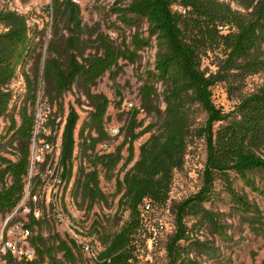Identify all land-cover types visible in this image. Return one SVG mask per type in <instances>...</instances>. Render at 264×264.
I'll use <instances>...</instances> for the list:
<instances>
[{
	"label": "trees",
	"instance_id": "1",
	"mask_svg": "<svg viewBox=\"0 0 264 264\" xmlns=\"http://www.w3.org/2000/svg\"><path fill=\"white\" fill-rule=\"evenodd\" d=\"M48 12L51 23L39 31L28 25L24 15L0 11V24L5 29L0 33V119L7 117L10 122L5 135L0 126V215L9 219L28 191L27 199L32 208L27 214L28 222L21 227L29 231L27 240L37 259L43 262L45 257H52L55 249L64 257H73L69 242L75 244L74 240L54 235L49 245L39 232L43 218L35 216V206L44 203L38 195L45 185L42 176L48 177L46 171H51L55 164L54 138L51 133L47 135L55 120L51 106L41 104L39 95L44 91V97L52 106L61 107L65 92L74 83L82 82L87 88L84 95L91 102L92 111L83 124L80 138L82 152L86 154L90 150L87 158L91 170L80 168L76 174V191L90 207L97 201H104L101 175L109 179L114 177V171L123 161L119 170V173L124 172L123 177L116 175L115 182L122 193L119 207L129 212L126 224L103 242L94 264H133L136 260L132 249L135 235L149 212L168 202L174 172L184 167L189 146L197 139L204 140L207 157L203 185L198 193L175 206L177 228L166 247L167 264H180L188 254L180 245L187 239L186 219L202 216L214 221L203 205L211 200L216 179L221 177L230 183V173L247 181L255 173L264 175V81L250 94L242 95L241 92L248 78L264 76V0H236L234 5L221 0H131L113 9L117 22L135 28L132 44L136 49L149 45V39L138 36L142 23L147 24L149 38L156 39L158 49L153 69L146 72L147 81L140 87L141 107L133 110L132 119L122 129L123 142L110 152L97 150L102 142L112 139L105 122L110 102L104 95L91 93V87L117 65L120 58L135 61L136 51L125 48L121 51L103 36L95 40L91 35L86 38L88 33L82 23L81 9L73 0H52ZM63 31L67 35L61 50L55 40ZM39 34L45 37V48L43 46L42 53L33 62L32 75L22 71L26 104L17 122L15 115L9 112L14 97L9 85L18 70H24L32 43ZM48 35L51 38H46ZM98 45L104 48L102 55L85 57L88 50ZM210 54L217 60L215 72L203 68L204 59ZM156 83L160 84V94ZM219 84H226L228 93L237 99L230 111L217 107L212 100V89ZM38 110L43 111L44 121L37 141L49 145L51 150L40 163L41 173L31 178ZM147 112H153L158 123L149 124L136 133L143 126L137 121L138 115ZM200 115H204L203 120L199 119ZM78 121V113L70 108L53 173L56 181H60L58 185H67L73 177ZM149 133L150 137L140 145L135 160V141ZM13 144H16V153L11 159L3 152L6 146ZM126 145L128 156L124 158L122 150ZM147 204L150 210H146ZM15 223L13 216L8 225L11 227ZM0 254L10 264H34L27 258L17 263L9 251Z\"/></svg>",
	"mask_w": 264,
	"mask_h": 264
},
{
	"label": "rangeland",
	"instance_id": "2",
	"mask_svg": "<svg viewBox=\"0 0 264 264\" xmlns=\"http://www.w3.org/2000/svg\"><path fill=\"white\" fill-rule=\"evenodd\" d=\"M81 9V17L84 28L87 31L86 38L95 40L103 36L115 44L121 51L128 49L136 51L137 58L130 62L124 58L118 60L117 65L104 73L96 84L91 87V93L104 95L110 102L105 116L106 128L109 131L117 129L120 131L112 139L113 150L119 146L125 136L122 129L132 119L133 110L141 107L140 87L147 81L146 72L153 69L155 54L157 51L156 39L149 38L147 24L142 23L138 36L149 39L147 47L136 49L132 44L134 27L125 26L116 21L113 9L125 6L131 0H73ZM234 5L236 0H221ZM52 0H0V11H12L24 15L28 25L40 31L47 24L51 23L48 12ZM5 31L0 24V33ZM63 31L60 37L55 40V44L62 50L64 36ZM46 38H51L49 35ZM45 48V37L40 34L33 41L29 51V57L24 70L19 69L16 78L9 85L13 92V100L10 104L9 112L15 115L17 122L19 113L24 107L26 100V83L22 71L32 75V66L37 56ZM136 49V50H134ZM44 52V51H43ZM104 48L101 45L86 52L85 57L91 55H102ZM217 60L213 54L204 59L203 68L215 72ZM155 81V80H154ZM264 76L257 75L247 79L245 86L241 90L242 95H247L263 83ZM153 82V80L151 81ZM157 93H161L160 84L156 83ZM87 88L82 82L74 83L63 95L61 107L51 105L44 97V91L39 95L41 104L50 105L52 108L54 124L47 135L51 133L55 142V157L51 171H46L43 175L45 182L42 190L38 191L41 201L35 206V216L43 218V224L39 232L42 233L45 242L52 245L54 235H58L70 243L73 257H64V254L57 249L53 251L52 257H45L42 262L34 255V264H94L95 259L103 249V242L117 233L128 221L129 212L119 207V200L122 193L116 187V175L123 177L124 172L119 173L122 163L114 171V177L108 178L101 175L100 188L106 199L97 201L90 207L88 201H84L81 193L76 191V174L80 168L86 171L91 170L87 155L82 152V139L80 138L83 124L89 119L92 111L91 102L85 97ZM228 93L226 84H219L212 89V100L214 104L230 111L237 103V99ZM161 109L164 108L162 97L159 98ZM131 105V106H127ZM70 108L75 109L79 115V121L75 130L76 147L73 156L74 171L71 181L66 185L58 182L53 176L59 154V146L66 117ZM204 115L199 119L203 120ZM158 117L152 113L139 114L138 122H142V127L136 130L141 131L149 124H157ZM0 126L3 135L7 134L10 127L9 119L1 118ZM87 128L85 134H87ZM155 132V131H153ZM151 133L144 135L134 143L135 160L139 156V147L149 137ZM9 135L5 138L8 140ZM16 144L11 147L6 146L3 154L11 159L16 153ZM100 149L98 145L97 150ZM128 145L122 150L124 158L128 156ZM34 156L33 168L29 176L34 178L41 173L40 163L43 157L49 155L39 144L32 145ZM37 156L41 159L37 160ZM206 145L203 139L195 140L188 148L185 157V164L181 170H176L173 176L170 198L168 202L159 207H154L144 221V225L137 232L133 241V252L136 260L133 264H167V243L176 231L174 209L186 199L199 192L203 185V170L206 162ZM130 167V166H129ZM47 170V168H46ZM230 183L221 177L214 183L213 196L209 202L203 205L214 221L205 220L202 216H189L186 219L187 239L180 242L182 247L188 250L186 260L180 264H264V175L255 173L250 177V181L236 173L229 174ZM29 189V184L28 188ZM243 203V204H240ZM32 207L29 201L24 198L17 208L14 218L17 223L9 226L8 216L0 215V239L2 236L14 238L27 250L26 242L22 236V231L12 233L17 225L23 226L28 222L27 214ZM7 222V224H6ZM6 224V226H5ZM38 230L35 228V233ZM89 247V250H86ZM1 253V252H0ZM0 264L8 263L0 254Z\"/></svg>",
	"mask_w": 264,
	"mask_h": 264
},
{
	"label": "built area",
	"instance_id": "3",
	"mask_svg": "<svg viewBox=\"0 0 264 264\" xmlns=\"http://www.w3.org/2000/svg\"><path fill=\"white\" fill-rule=\"evenodd\" d=\"M127 106H131V105H127ZM43 121H44V113H43V111L38 110L37 114H36V126H35V130H34L33 145L34 146L37 144L43 145L45 151L49 152L51 150L49 145L43 144L42 141H37V135L40 132L39 128H40L41 124L43 123ZM107 132H108V135L111 136L112 138L118 134L117 129H113L112 131L108 130ZM100 149L103 150L104 152H110L113 149V144L110 142V140L102 142L100 145ZM36 158H37V160L41 159L40 156H37ZM33 161H34V156H32V159H31L30 173H31V170L33 168ZM58 182L60 183V181H58ZM28 195H29V192L27 191L25 198L28 197ZM33 200L36 201L37 198L33 197ZM150 209H151L150 205L147 204L146 210H150ZM16 212H17V210L14 211V213L9 217V219H11L15 215ZM6 224H7V222H6ZM6 224H5V226H6ZM15 228L16 229H13L12 233H15L16 231H22V236L27 240V237L30 234L29 231L24 230L19 225H17ZM25 245L27 247L26 251H24L23 246L18 241H16L12 237H8V234H7L6 239L4 236H2V238L0 239V251L2 253H7L8 251L11 252L13 254V256L15 257V259L17 260L16 261L17 263L22 261L23 258H27V260L32 259L35 255V252L31 248L29 243L26 242ZM86 250H89V247H86Z\"/></svg>",
	"mask_w": 264,
	"mask_h": 264
}]
</instances>
